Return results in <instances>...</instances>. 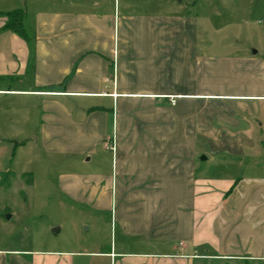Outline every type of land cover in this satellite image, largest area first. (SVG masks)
Segmentation results:
<instances>
[{
	"label": "crops",
	"instance_id": "1",
	"mask_svg": "<svg viewBox=\"0 0 264 264\" xmlns=\"http://www.w3.org/2000/svg\"><path fill=\"white\" fill-rule=\"evenodd\" d=\"M183 1L0 0L25 12V38L0 16V134L94 161L62 190L118 231L0 264H264V49L205 47Z\"/></svg>",
	"mask_w": 264,
	"mask_h": 264
},
{
	"label": "rangeland",
	"instance_id": "2",
	"mask_svg": "<svg viewBox=\"0 0 264 264\" xmlns=\"http://www.w3.org/2000/svg\"><path fill=\"white\" fill-rule=\"evenodd\" d=\"M182 5H188L193 15L203 17L207 27L202 39L205 47L261 46L264 49V0L221 3L217 11L221 30L216 38H211L213 0H184ZM231 15L236 18L235 22L227 21ZM225 24L232 26L223 27ZM237 26L243 28L238 30ZM22 147L14 157V142L0 134V249L104 250L110 239L118 236L110 211L96 209L84 198L62 190L65 178L82 180L95 169L98 173L94 161L87 166L84 156L78 152L54 154L37 148L31 141ZM109 168L105 161L103 172ZM25 174H30V185ZM92 241L98 244L90 246Z\"/></svg>",
	"mask_w": 264,
	"mask_h": 264
},
{
	"label": "trees",
	"instance_id": "3",
	"mask_svg": "<svg viewBox=\"0 0 264 264\" xmlns=\"http://www.w3.org/2000/svg\"><path fill=\"white\" fill-rule=\"evenodd\" d=\"M0 16L6 17V22L3 26L4 29L12 30L19 34L21 37L25 38V33L22 26V21L25 16L24 10L16 9L6 13H0ZM25 176L27 177V184L30 185L32 183L30 174H25L24 177Z\"/></svg>",
	"mask_w": 264,
	"mask_h": 264
},
{
	"label": "water",
	"instance_id": "4",
	"mask_svg": "<svg viewBox=\"0 0 264 264\" xmlns=\"http://www.w3.org/2000/svg\"><path fill=\"white\" fill-rule=\"evenodd\" d=\"M6 218H9V216H7Z\"/></svg>",
	"mask_w": 264,
	"mask_h": 264
},
{
	"label": "built area",
	"instance_id": "5",
	"mask_svg": "<svg viewBox=\"0 0 264 264\" xmlns=\"http://www.w3.org/2000/svg\"><path fill=\"white\" fill-rule=\"evenodd\" d=\"M173 103V102H172Z\"/></svg>",
	"mask_w": 264,
	"mask_h": 264
}]
</instances>
